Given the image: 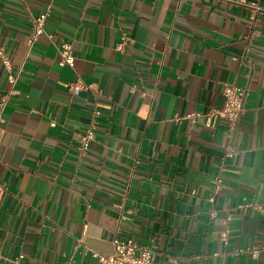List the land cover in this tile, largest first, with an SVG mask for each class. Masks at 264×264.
Wrapping results in <instances>:
<instances>
[{
    "label": "crops",
    "instance_id": "crops-1",
    "mask_svg": "<svg viewBox=\"0 0 264 264\" xmlns=\"http://www.w3.org/2000/svg\"><path fill=\"white\" fill-rule=\"evenodd\" d=\"M247 1L263 10L0 0V44L19 72L0 120V264H100L115 236L159 264H264V0ZM64 43L73 66L59 63ZM76 81L92 87L73 94ZM225 83L248 89L229 159L225 123L204 116L222 106ZM9 88L0 62V97Z\"/></svg>",
    "mask_w": 264,
    "mask_h": 264
},
{
    "label": "built area",
    "instance_id": "built-area-1",
    "mask_svg": "<svg viewBox=\"0 0 264 264\" xmlns=\"http://www.w3.org/2000/svg\"><path fill=\"white\" fill-rule=\"evenodd\" d=\"M241 4H246L252 7V13L256 14L263 10V7L258 2H251L247 0H239ZM46 14H41L34 19V36L30 40L32 44L36 36L44 32L43 24L46 19ZM130 41L129 36H123L122 41L117 44L118 49L123 47ZM60 55L59 63L61 65H74V55L71 52L70 45L62 44L58 48ZM0 62L7 72V78L10 83V88L0 97V120L2 119L3 110L8 104L11 95L16 92V83L19 78V72L13 69L11 59L5 47L0 44ZM71 93L78 94L82 90L91 89V84H85L81 81L67 83ZM223 104L220 107L209 108L205 113V125L214 126L218 121H223L226 125L228 141L225 146L224 157L226 159L233 158L237 151L232 143L234 133L236 131L238 122L240 121L245 110V102L247 99L248 89L246 86H241L233 83H225L223 85ZM100 114V110L95 107L92 112L91 122L88 128L79 135V149L81 155L87 153L90 142L94 139L96 129V118ZM195 114H190L193 116ZM2 129L0 127V139L2 137ZM223 182L222 176L219 175L214 178V190L218 191ZM0 189L2 187L0 186ZM113 253L109 256H100V264H159L156 260L155 254L151 248L139 244L134 238H121L115 236L112 240ZM22 257V256H20ZM17 264L18 260H15Z\"/></svg>",
    "mask_w": 264,
    "mask_h": 264
}]
</instances>
